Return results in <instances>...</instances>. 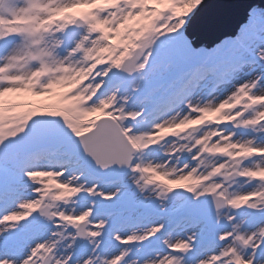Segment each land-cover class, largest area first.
Segmentation results:
<instances>
[{"label": "rangeland", "instance_id": "1", "mask_svg": "<svg viewBox=\"0 0 264 264\" xmlns=\"http://www.w3.org/2000/svg\"><path fill=\"white\" fill-rule=\"evenodd\" d=\"M202 1L0 0V237L31 252L25 264H246L256 244L264 260V23L195 47L185 30ZM137 49V74L119 81ZM107 115L132 121L135 171L121 182H92L63 148L7 151L33 120L70 138ZM232 170L245 178L223 186ZM214 191L228 207L212 226L184 215ZM123 195L147 213L125 212ZM45 206L61 219L38 217Z\"/></svg>", "mask_w": 264, "mask_h": 264}, {"label": "water", "instance_id": "2", "mask_svg": "<svg viewBox=\"0 0 264 264\" xmlns=\"http://www.w3.org/2000/svg\"><path fill=\"white\" fill-rule=\"evenodd\" d=\"M255 7L264 8V0H203L195 14L191 17L186 27V35L191 39L195 47L206 44L212 48L227 38H234L240 28L248 21L249 15ZM86 25L82 19H77L73 25L74 30H79ZM144 51L137 49L135 53L127 58L122 64L117 78L125 81L134 78L137 74V62L143 57ZM183 69L188 71L190 64L181 60ZM130 118L121 117L114 120L111 117H102L96 126L80 136L73 138L45 137L41 133L34 132L25 137L16 139L8 147L9 152L32 153L42 148H65L71 151L85 166L86 170L94 177L106 182H115L126 177L133 161L134 146L122 129L124 123H129ZM110 130L112 135L107 137L98 147L96 145L99 130ZM199 127L197 131H199ZM249 126L243 128L248 130ZM237 172L225 177V184L239 178ZM130 197L125 198L126 205ZM130 203V204H128ZM224 197L211 193L202 200L187 205L186 209L195 218L201 219L207 225L213 224L214 214L226 207ZM38 217L58 219L50 213L49 207L39 209ZM89 222L84 221L72 229L77 232L80 239L87 237ZM240 243L242 241L240 240ZM186 254L187 251H180ZM52 259L46 258L42 264H51Z\"/></svg>", "mask_w": 264, "mask_h": 264}, {"label": "snow or ice", "instance_id": "3", "mask_svg": "<svg viewBox=\"0 0 264 264\" xmlns=\"http://www.w3.org/2000/svg\"><path fill=\"white\" fill-rule=\"evenodd\" d=\"M7 95V94H6ZM10 101L15 104H23L28 102L29 99L31 100H44L45 97H32V98H26L21 95H13L9 97ZM33 131L36 134H40L42 130V122L33 120L32 122ZM49 134L52 136H58L59 134L54 130L50 129ZM112 133L110 130L107 129H101L99 130L97 134L96 139V145L99 147L102 142L109 136H111ZM3 195V187L0 185V196ZM32 228L37 231L43 230V225L39 223H33ZM31 255L30 251H26L24 247L19 244L18 242L9 240L5 241L3 237H0V262H3V264H7V261L9 259H14L18 262V264H25V261L27 259V256Z\"/></svg>", "mask_w": 264, "mask_h": 264}, {"label": "trees", "instance_id": "4", "mask_svg": "<svg viewBox=\"0 0 264 264\" xmlns=\"http://www.w3.org/2000/svg\"><path fill=\"white\" fill-rule=\"evenodd\" d=\"M251 16H253V15H251ZM259 23H264V17H255V18L253 17V19L252 18L249 19L248 23L242 27V29L240 30L237 37H235L234 39H229L227 41L228 42H233V41L236 42L239 39L240 35L243 34L244 30L245 31L247 30L246 26H252L251 29L255 30V29H257V26L259 25ZM227 41L225 40L224 42H227ZM204 45L207 46L206 44H203L202 46H204ZM204 64H206V63H204Z\"/></svg>", "mask_w": 264, "mask_h": 264}, {"label": "clouds", "instance_id": "5", "mask_svg": "<svg viewBox=\"0 0 264 264\" xmlns=\"http://www.w3.org/2000/svg\"><path fill=\"white\" fill-rule=\"evenodd\" d=\"M257 250H260L259 244H256V246L252 249L251 253L248 255V259L246 261V264H264V260H257L256 259ZM0 264H3V262H0ZM8 264H18V262L14 259H9ZM21 264H22V262H21Z\"/></svg>", "mask_w": 264, "mask_h": 264}, {"label": "flooded vegetation", "instance_id": "6", "mask_svg": "<svg viewBox=\"0 0 264 264\" xmlns=\"http://www.w3.org/2000/svg\"><path fill=\"white\" fill-rule=\"evenodd\" d=\"M134 171H135V169L132 168V169H131V172H130V176L133 174ZM232 171H234V170H232ZM232 171H231V172H232ZM229 173H230V172H228V174H229ZM237 173H238V172H237ZM226 175H227V174H226ZM226 175H224V176H223V175H219V176H222L223 179H224ZM236 176H238V177L240 176L239 178L243 177V176H242L241 174H239V173L236 174ZM244 178H245V177H244ZM244 178H242V180H243ZM239 180H241V179H239ZM122 181H123V180H122ZM234 181H235V180H234ZM147 186H148V185H146V187H147ZM122 202H123V203H122V207H121V208L124 209L125 212H130V211H131V212H135L136 209H141V207H139V206H135V207H134V206H131V205L125 206V205H126V202H125L123 199H122ZM128 202H132V203H133V200H132V199H130V200L128 199ZM128 204H130V203H128ZM139 205H140V204H139ZM140 206H141V205H140Z\"/></svg>", "mask_w": 264, "mask_h": 264}, {"label": "bare ground", "instance_id": "7", "mask_svg": "<svg viewBox=\"0 0 264 264\" xmlns=\"http://www.w3.org/2000/svg\"><path fill=\"white\" fill-rule=\"evenodd\" d=\"M163 114V113H162ZM156 119H158V118H156Z\"/></svg>", "mask_w": 264, "mask_h": 264}]
</instances>
